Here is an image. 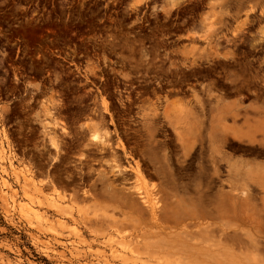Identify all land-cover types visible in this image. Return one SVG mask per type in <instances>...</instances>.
I'll return each mask as SVG.
<instances>
[{
    "label": "rangeland",
    "instance_id": "rangeland-1",
    "mask_svg": "<svg viewBox=\"0 0 264 264\" xmlns=\"http://www.w3.org/2000/svg\"><path fill=\"white\" fill-rule=\"evenodd\" d=\"M116 1L0 0V264H264V141L260 146L239 138L238 127L225 143L210 137L211 144L223 146L206 150V160H218L200 165L198 144L183 156L177 140L207 135L195 133L192 124L172 125L173 155L156 158L168 159L166 165L152 163L172 170L170 180L141 172L142 180L125 168L123 183L117 171L87 174L84 185H63L53 177L76 173L74 166L59 170L64 132L51 126L53 118L62 119L55 112L62 111L57 98L69 93L75 79L72 56L100 52L112 43L104 33L136 21L134 14L118 12ZM184 1L164 0L155 20L171 16ZM142 2L133 0L130 7ZM209 5L203 21L223 20L228 6L246 8L238 14L242 22L259 13L264 18V0ZM258 33H264V24ZM41 85L48 86L38 95L43 100L25 103ZM174 106L186 122V109ZM13 121L18 129L26 123L38 127L41 135L18 137L24 134L11 131ZM99 137L102 142H88L104 144ZM49 138L59 143L57 154ZM37 159L47 161L39 171L31 163Z\"/></svg>",
    "mask_w": 264,
    "mask_h": 264
},
{
    "label": "flooded vegetation",
    "instance_id": "flooded-vegetation-1",
    "mask_svg": "<svg viewBox=\"0 0 264 264\" xmlns=\"http://www.w3.org/2000/svg\"><path fill=\"white\" fill-rule=\"evenodd\" d=\"M212 1L185 0L171 16L160 20H155L154 15L161 12L164 0H143L132 8L133 0L116 1L121 8L118 12L127 17L134 14L136 21L117 23V32L104 33L112 43L107 42L100 52L72 56L75 61L70 65L76 72L75 79L69 93L57 98L62 111L55 112L62 119L60 123L54 120L58 125L63 123L59 133L66 131L62 135L60 153L64 157L58 160L59 170L74 166L76 173L58 172L52 174L53 177L63 181V185H84L87 174L98 171L110 174L118 171L119 174L123 172L119 169L125 168L127 172L134 169V173L136 170L144 174L169 175L170 180L172 170L152 163L166 165L168 159L156 158L163 153L173 155L176 135L172 125L197 123L194 132L206 134V138H178L177 142L183 156H187L197 143L194 152L198 162L206 165L218 159L206 160L204 152L223 146L218 142L211 144L210 137L226 141L231 136L230 130L235 132L242 125L262 124L264 33H258V29L264 24L263 15L259 13L242 22L244 17L238 14H243L246 8L228 6V16L223 20L203 21L205 14L211 11L209 3ZM111 35L116 38L113 40ZM78 69L82 72L79 76ZM44 89L48 86L41 85L32 91L25 103H39L43 98L38 95ZM174 104L186 109V122L179 117L182 114ZM29 109L24 108L26 112ZM212 111L215 115L210 118ZM196 115L198 118L193 117ZM10 126L15 134L22 131L24 136L18 137L24 139L41 135L40 129L29 123L20 129L14 127V121ZM93 133L100 134L105 145L88 142ZM219 134L223 138H219ZM238 136L246 141L251 139ZM31 148L24 147L25 150ZM31 163L38 164L36 170L39 171L47 161L37 159ZM136 164L140 171L135 169ZM48 169L50 166L45 168L47 172ZM99 174L105 180L106 175ZM122 174L121 181L125 178Z\"/></svg>",
    "mask_w": 264,
    "mask_h": 264
},
{
    "label": "bare ground",
    "instance_id": "bare-ground-1",
    "mask_svg": "<svg viewBox=\"0 0 264 264\" xmlns=\"http://www.w3.org/2000/svg\"><path fill=\"white\" fill-rule=\"evenodd\" d=\"M182 1V0H181ZM261 105V104H260ZM262 108H264V107H262ZM243 109V108H242ZM248 109V108H247ZM241 111V113H242V110H240ZM244 111V110H243ZM248 112H251V110L249 109L248 110ZM252 113H254V112H252ZM264 113V112H263ZM45 114L47 115V116H49V117H51L52 116V112L51 111H49V110H45ZM254 115H255V113H254ZM227 116V115H226ZM230 116V115H229ZM234 116V115H233ZM217 117V116H216ZM238 117V116H237ZM240 117H241V115H240ZM234 119V118H233ZM243 119V118H242ZM249 119V118H248ZM53 121H52V124H51V126L52 127H56L58 124H57V120L55 121L54 120V118L52 119ZM239 120H240V118H239ZM251 120H253V119H251ZM59 122V121H58ZM253 122V121H252ZM60 123V122H59ZM63 124V123H62ZM61 124V125H62ZM252 124V123H251ZM60 124L58 125L59 127L61 126ZM221 126V125H220ZM63 129H64V125H63ZM246 129L247 130H245L244 132L243 131H241V129L240 130H238L237 131V134H241V135H244V136H247V137H251V139H249L251 142H257L256 144H258V145H260V146H262L263 145V141H264V138H262V136H264V120H262V124L261 125H251V126H247L246 127ZM61 130H62V128H61ZM62 132V131H61ZM64 132H66L65 131V129H64ZM210 132V131H209ZM234 134H236V133H234ZM99 136V134H92V136H91V138H92V141H102L101 139H100V137H98ZM226 136V135H225ZM257 136H259V137H257ZM223 137V136H222ZM212 138V137H211ZM226 139V138H225ZM212 140H214V139H212ZM248 140V139H247ZM224 141V140H223ZM222 143V142H221ZM223 143H225V141L223 142ZM223 143H222V145H223ZM180 144V143H179ZM49 145L52 147V148H54L55 150H56V152H57V150H58V143L57 142H55L54 140H52L51 138H49ZM105 145V144H104ZM84 147V146H83ZM85 147H86V145H85ZM260 148V147H259ZM264 148V147H263ZM262 148V149H263ZM94 149V148H93ZM217 149V148H216ZM89 155V154H88ZM54 158H56V157H54ZM212 160V159H211ZM168 162V161H167ZM210 164H212V163H210ZM216 165V164H215ZM230 165V164H229ZM112 170V169H111ZM117 170H118V168H117ZM121 171H123L122 169H120ZM125 171V170H124ZM134 171V170H133ZM227 172V171H226ZM109 173V172H108ZM112 173V172H111ZM122 173H124V172H122ZM122 173H119V175H121ZM134 173V172H133ZM98 174V173H97ZM116 174H118V171H117V173ZM99 176H103V175H99ZM122 176H123V174H122ZM135 177L136 178H141L142 180H144L145 179V177H144V175L142 174V173H140V172H138V171H136L135 170ZM134 178V177H133ZM247 179V178H246ZM124 180H126L125 178H124ZM123 180V181H124ZM123 181H121V182H123ZM240 182H241V180H240ZM116 183V182H115ZM112 185V184H111ZM264 193V192H263ZM242 194H243V192H242ZM142 200V199H141ZM144 202L146 201V200H143ZM217 204H219V203H217ZM202 205V204H201ZM202 207H204L203 205H202ZM218 208V210H219V208L220 207H217ZM203 209V208H202ZM220 209H222V208H220ZM192 211V210H191ZM206 212V211H205ZM220 212H221V210H220ZM217 213L219 214V212L217 211ZM210 214V213H209ZM209 214H207V216L209 215ZM228 214V213H227ZM203 215H206V214H203ZM220 215H221V213H220ZM210 216V215H209ZM262 221V220H261ZM261 221H258L257 223V228H258V230H260L259 228H261V226H263L262 225V222ZM218 232V231H217ZM262 237V235H256V238L259 240V238H261ZM256 243H258V241L256 240ZM253 245H256V244H253Z\"/></svg>",
    "mask_w": 264,
    "mask_h": 264
},
{
    "label": "crops",
    "instance_id": "crops-1",
    "mask_svg": "<svg viewBox=\"0 0 264 264\" xmlns=\"http://www.w3.org/2000/svg\"><path fill=\"white\" fill-rule=\"evenodd\" d=\"M214 115H215V113L212 111V112L210 113V116H209V117H210V118H213ZM193 117H194V118H198L197 115H196V116H193ZM195 124L197 125V123H194V124H192V125H195ZM212 126H215V124H212ZM213 128H214V127H213ZM245 130H247V129H246V126L242 125V126H241V131L244 132ZM240 135H241V134H240Z\"/></svg>",
    "mask_w": 264,
    "mask_h": 264
}]
</instances>
